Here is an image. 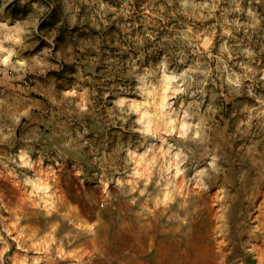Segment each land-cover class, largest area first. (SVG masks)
Segmentation results:
<instances>
[{"label":"rangeland","instance_id":"1","mask_svg":"<svg viewBox=\"0 0 264 264\" xmlns=\"http://www.w3.org/2000/svg\"><path fill=\"white\" fill-rule=\"evenodd\" d=\"M0 264H264V0H0Z\"/></svg>","mask_w":264,"mask_h":264},{"label":"bare ground","instance_id":"2","mask_svg":"<svg viewBox=\"0 0 264 264\" xmlns=\"http://www.w3.org/2000/svg\"><path fill=\"white\" fill-rule=\"evenodd\" d=\"M259 129V128H258Z\"/></svg>","mask_w":264,"mask_h":264}]
</instances>
